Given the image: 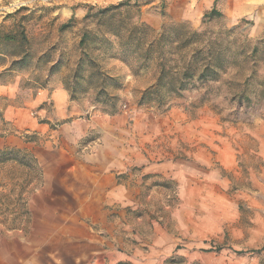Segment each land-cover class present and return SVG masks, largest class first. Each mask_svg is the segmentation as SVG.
I'll use <instances>...</instances> for the list:
<instances>
[{
    "label": "rangeland",
    "instance_id": "374dc122",
    "mask_svg": "<svg viewBox=\"0 0 264 264\" xmlns=\"http://www.w3.org/2000/svg\"><path fill=\"white\" fill-rule=\"evenodd\" d=\"M125 1L0 0V34L24 30L30 54L24 66L0 77V138L12 137L14 144L0 150L18 152L7 155L15 159L0 162V231L22 226L29 196L44 179L38 155L60 147L62 122L50 123L46 132L31 127L47 123L40 115L44 104L36 101L62 88L83 109L79 116L125 113V139L135 136L149 162L173 160L192 170L188 180L147 186L145 196L155 199L138 210L149 219L132 232L138 240L127 239L141 245V253L126 264H264V24L229 15V0H215L222 16L212 19H204L205 0H131L126 14L132 23L162 24L152 27L158 33L187 24L192 31L219 35L234 60L216 81L191 86L164 103L149 97L142 102L158 75L155 62L141 68L136 56L125 60V39L103 30L87 46L80 45L85 32L100 30L97 24L116 19L125 24V7L111 23L98 11ZM64 24L69 26L63 30ZM85 54L115 78L106 88L118 98L114 108L97 94L96 80L86 79L87 65L71 94V77ZM140 118L152 126L141 128ZM147 133L153 137L143 138ZM99 139L93 131L77 146L100 145Z\"/></svg>",
    "mask_w": 264,
    "mask_h": 264
},
{
    "label": "crops",
    "instance_id": "0c3cea01",
    "mask_svg": "<svg viewBox=\"0 0 264 264\" xmlns=\"http://www.w3.org/2000/svg\"><path fill=\"white\" fill-rule=\"evenodd\" d=\"M229 1L230 6L225 7L232 17L251 18L256 24H264V0ZM214 4L215 0H205L201 6L211 11ZM199 11L195 15L197 20L202 16ZM189 13L187 20H191ZM149 25L155 29L162 26ZM36 104H44L40 115L47 123L34 124L31 130L46 132L45 127L49 128L50 123L62 122L58 136L60 147L38 155L44 179L29 196L22 226L0 231V264L136 261L141 245H131L127 239L132 236L138 240V234L132 232L142 219H149L139 216L138 210L155 199L145 196L147 186L155 181L188 180V173L193 176L192 170L188 172L187 167L173 160L161 164L149 162L135 136L125 139V113L79 116L83 109L70 102L67 91L62 88L37 100ZM138 124L141 128L152 126L145 118L138 119ZM139 126L136 125V130ZM93 131L100 134L101 144L79 150L77 144ZM142 137L151 139L153 135L147 133ZM6 147L14 148L12 137L0 138V148ZM154 242L155 237L149 239L150 246ZM130 252L134 255H129Z\"/></svg>",
    "mask_w": 264,
    "mask_h": 264
},
{
    "label": "trees",
    "instance_id": "16d2710c",
    "mask_svg": "<svg viewBox=\"0 0 264 264\" xmlns=\"http://www.w3.org/2000/svg\"><path fill=\"white\" fill-rule=\"evenodd\" d=\"M130 1L126 0L117 6L98 10L99 15L111 23L118 16L116 11L125 7V24L116 23L117 19L115 23L97 24L100 30L85 32L80 45L87 46L88 40L93 39L97 32L103 30L104 35L125 39V60L129 58L128 56H136V62L141 68L155 62L158 66V75L155 83L142 93V102L149 97L164 103L168 96L179 95L191 86L216 81L226 70L227 65L234 63L223 42L220 41L219 35L210 36L207 32L192 31L187 24H174L158 33L143 22L132 23L126 14L133 8ZM91 15L92 13L89 12L87 17ZM221 16L215 6L204 15V19ZM68 26L69 24H64L61 28L64 30ZM29 56L28 38L24 30L0 34V68L7 67V59H10V66L5 68L0 77L24 66ZM86 65L88 66L86 79L89 82L96 80L97 94L103 96L114 108L118 98L108 94L106 88L115 78L105 73L96 59L87 54L80 60L71 77L75 81L73 86H69L71 94L76 93L79 80L83 77H80V74L85 71L83 69ZM113 111L108 112L109 115L114 114ZM17 153V151L0 150V157H4L0 158V162L15 159L14 156L7 155Z\"/></svg>",
    "mask_w": 264,
    "mask_h": 264
}]
</instances>
